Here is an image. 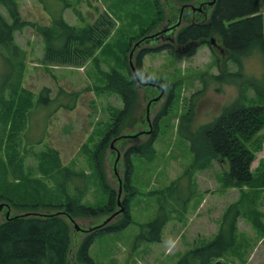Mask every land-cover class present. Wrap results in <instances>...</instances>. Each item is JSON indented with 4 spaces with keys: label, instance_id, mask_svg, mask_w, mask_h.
Here are the masks:
<instances>
[{
    "label": "rangeland",
    "instance_id": "374dc122",
    "mask_svg": "<svg viewBox=\"0 0 264 264\" xmlns=\"http://www.w3.org/2000/svg\"><path fill=\"white\" fill-rule=\"evenodd\" d=\"M13 1L18 14L16 23L0 5V15L4 21L8 25H16L12 32L13 43L17 47L14 61L18 62V66L14 65L13 68L21 73L23 89L38 93L47 88L49 96L56 98L54 102L34 109L35 125L24 134L26 148L32 150L29 156L25 155L24 166L33 167L31 171L28 168L26 173L31 174V181H34L31 185L36 191L41 194L44 190L48 199L51 196V203L62 200L56 184L42 177L35 167V153L56 151L60 168L77 175L76 178H71L69 187L79 193L81 204L106 210L109 194L101 185V175L103 182L117 191L118 185L113 178L115 157H119L117 174L123 176L122 160L125 152L130 147L144 149L151 139L152 132L149 135L143 133L147 130L143 121L145 110L148 109L151 124L157 119V134L151 140L150 153L130 156V223L123 229L105 232L93 238L87 251L93 264H179L184 254L205 246L215 238L224 211L234 203L239 205L240 210L234 245L220 259L210 264H264V186H225L228 163L219 159L205 162L204 159L208 164L194 165L195 155L190 144L179 133L180 119L189 108H192L190 129L196 133L201 127L212 123L238 97L246 104L256 101L254 89L261 90V83L257 82L262 80L263 75L260 55L255 52L243 57L241 80L231 84H208L194 98L193 107H190L191 96L202 90L206 75L224 71L234 73L239 65L221 57L219 51H212L203 45L197 46L193 56L184 58L176 57L168 49L148 52L142 59L143 73L142 76L138 74V78L141 81L152 79L153 84L160 83L162 86H159L164 87L162 98L152 106L146 89L135 82L128 59L133 50L130 61L135 68L137 53L142 48L152 46L146 44V39L155 35L158 37L157 32L167 19H172V14L165 18L168 11H164L162 4L164 1L172 3V0H66L70 6L62 11V19L77 30L92 24L101 13L108 14L113 23L109 36L94 56L77 68L52 66L42 60L45 42L41 31L49 26L46 9L51 13L56 12L63 2ZM175 5L178 7L177 3ZM259 12L264 15V0H259ZM143 36L146 37L141 39ZM160 40L158 37L156 44L162 43ZM2 54L5 55L3 50ZM4 67L0 57V77ZM113 71L126 79H130L131 75L134 81L132 88L136 90L137 98L130 116L124 117L118 134L110 137L107 135L108 126L123 108L120 95L107 88V75ZM237 84H242V90ZM62 91L71 98L63 95ZM170 93L172 100L167 105ZM58 104L74 105V109L54 110ZM27 123L30 124L29 119ZM104 135L108 137L104 140L105 148L102 149V155L96 156V146L101 143ZM118 137H123V140L117 141ZM254 145L250 169L256 175L262 171L264 163V129ZM94 163L99 166L96 167ZM184 173L188 174L189 189L187 185L182 187V184L174 189L172 196L179 202L176 203L166 195L167 189ZM6 176L11 178L9 173ZM161 192L167 198L159 199ZM7 194L10 197L14 193L7 187ZM126 195L127 193L122 192L121 198ZM187 195L188 201L184 205L180 204ZM161 207L168 218L160 231V241L140 238V235L149 231L146 225L156 218ZM119 210L117 206L114 211L105 212L106 214L102 213L94 218H75L74 221L81 229L93 228L103 222V217H110L108 213L114 214ZM120 213L111 218L106 226L119 221ZM92 221L99 223L92 225ZM71 230L68 258L70 264H81L76 251L91 232L80 233L73 226Z\"/></svg>",
    "mask_w": 264,
    "mask_h": 264
},
{
    "label": "trees",
    "instance_id": "16d2710c",
    "mask_svg": "<svg viewBox=\"0 0 264 264\" xmlns=\"http://www.w3.org/2000/svg\"><path fill=\"white\" fill-rule=\"evenodd\" d=\"M61 1L63 4L56 12L51 13L46 9L49 26L41 31L45 42L42 60L45 64L52 66L81 67L94 56L104 40L107 39L113 23L108 14L101 13L92 24L77 30L74 26L63 21L62 11L70 5L66 0ZM172 1L182 3L191 0ZM167 4H169L167 6H174L170 3ZM0 5L16 23L18 14L15 2L0 0ZM186 22L175 34L173 44L163 42L142 48L136 55V68L139 73H143L142 59L148 52L168 49L176 57L184 58L193 56L197 46L200 45H207L212 51H217L216 46L209 43V39L213 38L225 59L237 63L239 69L234 73L224 71L219 74L206 75L203 78L202 90L191 96L190 107H193L194 98H197L208 84H231L241 80L243 57L251 53H258L262 58L263 75L262 80L257 82L261 83V90L253 88L257 100L249 101L251 104H246L241 97H238L212 123L201 127L196 133L191 132L190 129L192 108H189L180 119L179 133L190 144L195 155L194 165H206L208 163L205 162L212 159L228 163L229 171L224 177L225 186L262 187L264 186V163H262V171L256 175L250 169L254 158V144L264 129V82H262L264 81V15L259 12V0H216L207 19L203 16H195L194 20ZM15 26L14 24L8 25L0 15V57L5 65L0 77V203L7 204L12 213L8 216L9 218H6L3 215L6 207L3 206L0 210V264H70L68 251L71 244L72 226L69 216L71 218H94L102 213L114 211L117 193L103 182L101 175V185L109 194L106 210L82 205L79 193L69 187L71 178H76L77 175L67 169L60 168L59 156L56 151L35 153V167L42 177L56 184L61 192L62 200L51 203L49 201L52 200L51 196L48 199L44 190L40 194L31 185L34 184V181H31L33 178L26 171H31L33 167H25L24 160L25 155L29 156L32 150L26 148L24 134L25 131H31L35 125L36 120L33 121L36 119L34 109L39 105L54 102L56 98L49 96L50 92L47 88L41 89L38 93L22 88L21 73L18 69L13 68L14 65L18 66V62L14 61V52L17 51V47L13 43L12 29ZM153 42L156 43V40ZM2 50L5 55L2 54ZM254 82L256 81L254 80ZM133 83L131 75L130 79L122 77L115 71L107 75V88L119 94L123 102L122 110L113 118L112 123L108 126L109 129L107 128V135L110 137L118 134L124 117L130 116L133 111V104L137 98V92L132 88ZM237 86L242 90V84H237ZM250 86L252 85L250 84ZM149 91L151 90L149 89ZM62 94L71 98L64 91ZM171 100L172 93L168 97L167 105ZM61 108L71 111L74 109V105L58 104L54 110H61ZM28 119L30 124L27 123ZM157 125V119H155L152 123L151 139L144 149L130 147L125 152L122 161V190L127 195L120 200L123 209L122 217L112 225L92 231L82 240L76 253L81 264H93L87 251L95 236L123 229L130 223L128 205L129 196H131V193L128 195L131 191L129 188L132 170L130 156L132 154L143 156L150 153L151 140L157 134ZM106 138L108 137L104 135L101 143L97 144L96 156L102 155ZM200 142L201 144H197ZM197 149L200 151V155H198ZM94 165L99 166L98 163H94ZM8 173L11 178L6 176ZM186 174L178 177L174 185L167 189L166 195L176 203L179 202L172 196L174 189H178L181 184L182 187L187 185L189 189V179ZM6 186L14 193L10 197H7L10 194H7ZM163 195L164 193L161 192L159 199L167 198ZM188 199L189 195L183 198L180 204L184 205ZM41 210L43 211L41 212ZM24 212L39 213L34 214L35 216L30 213L23 216L21 213ZM59 212L63 213L60 215ZM239 216V205L231 204L222 215L215 238L205 246L184 254L183 260L179 264H210L212 261L220 259L234 245V234ZM167 218V213L161 207L156 218L146 225L149 231L139 237H143L147 241L159 242L160 231Z\"/></svg>",
    "mask_w": 264,
    "mask_h": 264
},
{
    "label": "water",
    "instance_id": "95a60500",
    "mask_svg": "<svg viewBox=\"0 0 264 264\" xmlns=\"http://www.w3.org/2000/svg\"><path fill=\"white\" fill-rule=\"evenodd\" d=\"M214 3H215V0H207V1L205 2V4L207 5L206 8L211 7ZM180 10H182V8H180ZM179 25H180V17L177 19V21H176L175 23H173V24L170 25V26H167L166 28L162 29L161 31H159V32H157V33H158V34H161V33L165 32V31H167V30H168V31H171V32H169V35H167V38L170 39V35L173 34V32L175 31V29H176L177 27H179ZM155 37H157V35H155L153 38H155ZM171 40H172V39H171ZM209 42H210V44H214V40H213L212 38H210ZM132 53H133V50L130 51V55H129V65H130V67H131V69H132V72H133V74H134V76H135V78H136L137 83H138L140 86L145 87V86L149 85L150 83L141 82V80L138 78V74H137V72L135 71L134 67L132 66V64H131L132 62L130 61V58H131V56H132ZM161 95H162V92H160V94L158 95V97H156L155 99L149 101V104H151L152 102H153V103L158 102L159 99L161 98ZM145 121H146V129H147V130H145L143 133L146 134V135H149V134L152 132L153 127H152V124L150 123V120H149L148 109L145 110ZM134 137H136V135H135ZM122 138H123V137H118V138H116V139H117V141H121V140H123ZM123 142H124V141H123ZM110 145H111V144H110ZM118 161H119V157L117 156V157H115V159H114V161H113V169H114L113 176L116 177V179H117L118 190H117V201H116V202H117V205H120V197H121V192H122V180H121L120 176L117 174V171H116V167H117V165H118ZM0 208H1V207H0ZM120 211H122V208H121L117 213H114V214H112L110 217L106 218V219L103 221L102 224H104V223H106L107 221H109L110 218H111L112 216H115L116 214H119ZM7 214H8V211H7ZM32 215H34V214L32 213ZM71 222L73 223L72 220H71ZM102 224H101L100 226H102ZM97 227H99V226H97ZM97 227H95V228H97ZM77 229H78V228H77Z\"/></svg>",
    "mask_w": 264,
    "mask_h": 264
},
{
    "label": "flooded vegetation",
    "instance_id": "af4514ba",
    "mask_svg": "<svg viewBox=\"0 0 264 264\" xmlns=\"http://www.w3.org/2000/svg\"><path fill=\"white\" fill-rule=\"evenodd\" d=\"M206 6H207V5L204 4V7H205V8H206ZM180 12H182V11H180ZM185 13H186V14H185L186 17L193 19L195 16H196V17H197V16H200L202 12L199 13L198 15H196L195 12H193V11H189L188 9H186V10H185ZM180 14H181V13H180ZM180 14H179V15H180ZM150 92H151V91H150ZM155 96H156V93H155V91H154V92L151 93V96H149L148 100L151 99V98H153V97H155Z\"/></svg>",
    "mask_w": 264,
    "mask_h": 264
},
{
    "label": "bare ground",
    "instance_id": "6f19581e",
    "mask_svg": "<svg viewBox=\"0 0 264 264\" xmlns=\"http://www.w3.org/2000/svg\"><path fill=\"white\" fill-rule=\"evenodd\" d=\"M151 91L154 92V89L152 88Z\"/></svg>",
    "mask_w": 264,
    "mask_h": 264
}]
</instances>
